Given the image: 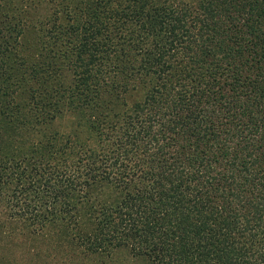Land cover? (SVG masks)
Masks as SVG:
<instances>
[{
	"label": "trees",
	"instance_id": "obj_1",
	"mask_svg": "<svg viewBox=\"0 0 264 264\" xmlns=\"http://www.w3.org/2000/svg\"><path fill=\"white\" fill-rule=\"evenodd\" d=\"M7 3L0 0V122L8 115L17 121L22 105L14 115L11 108L19 103L11 94L13 83L27 79L24 71L38 78L37 100L27 98L25 107L39 103L43 112L49 104L54 118L68 109L61 118L70 114L87 124L86 149L68 150L65 142L58 148L52 140L50 151L28 162L30 170L26 158L6 160L14 169L0 167V184L11 187L2 198L13 210L10 217L34 232L65 221V234L87 245V252L111 251L129 240L136 247V238L121 231L141 223L136 237L146 248L160 234L162 243L154 245L160 263L264 264V242L242 240L237 220L227 226L231 231L211 232L207 215L191 209L185 219H171L177 226L168 233L145 231L154 202L161 206L166 191L161 185L131 191L123 182L131 169L137 179L147 178L151 168L161 169V176L199 177L201 186L218 194L224 212L237 205L247 223L252 217L257 226L264 223V0H60L52 13L60 17L65 9L68 22L58 24L51 13L48 23L54 24L34 46L53 56L58 51L74 67L70 85L57 82L52 89L44 86L58 68L45 61L23 66L19 47L25 52L33 43L18 40L20 26L13 28L3 16ZM39 22L44 29L46 21ZM120 92L130 96L118 97ZM108 97L132 101L114 105ZM84 150L86 155L73 156ZM100 183L125 185L129 192L116 208V223L105 212L94 231L84 234L89 222L81 218V206ZM132 195L139 196L134 212ZM243 228L241 235L260 239L254 225Z\"/></svg>",
	"mask_w": 264,
	"mask_h": 264
},
{
	"label": "rangeland",
	"instance_id": "obj_2",
	"mask_svg": "<svg viewBox=\"0 0 264 264\" xmlns=\"http://www.w3.org/2000/svg\"><path fill=\"white\" fill-rule=\"evenodd\" d=\"M59 1L60 0H4V2L8 3L4 6L3 16L8 18L7 22H9V25H12L13 28L15 26H20L22 30V37L20 36L18 40L22 42L24 36L26 40L29 39L33 43L31 48L28 46L26 47L25 52L22 49L23 46L19 47V53L26 59L23 62V66H30L35 62L40 64L45 61L52 62L53 65L51 64L50 66H54L55 69L58 68V76L56 74L51 75V78L48 80L47 84H45L46 86H44L49 89L56 86L57 82H61L64 86L65 83L70 85L69 81L72 80L74 75L73 65H71L70 61L68 62L65 57L58 56V51L53 56L52 54L49 55L50 53L48 52L42 53L34 48L36 45L35 42H38L40 39L39 34L48 31L46 28L54 24L52 21L48 23V17L55 10L54 7L58 5ZM64 13H66L65 9L60 8V13H57L60 17H55L56 13H52L51 18L53 21L56 20L58 24L63 21L68 22V19L64 17ZM40 20L46 21V24H43L45 30L41 29L42 27H40V24L42 23L39 22ZM3 21L4 19L2 18L0 23ZM8 30L10 32L9 28ZM18 44L20 45L21 43ZM24 44H26V42H23V45ZM31 51H33V56L29 54ZM23 75L27 79L23 80L22 78L19 79L17 83H13V90L15 89L16 92L11 94L12 96L14 95V98L17 100L15 103H19L18 105H13L11 108L15 113L14 115H16V109L19 105H22L18 112L17 121L14 122L13 117L11 118L8 115V118L6 117L0 122L1 169L5 165L9 167V170L14 169V166L8 165L6 161L14 157L16 160H10L12 164H16V161L19 159L26 158L27 160L24 166L27 165L26 168L30 170L31 164L28 162L32 163V158L38 160L41 154L50 151L51 149L46 147V145L50 144L52 140L56 142L58 148L61 146L60 144L64 145L65 142L68 145V150L81 146L80 149H86L82 144L86 142L87 139L85 136V134H87L86 121L81 124L80 122H75L76 118L72 117L70 114H67V117H65L68 109L62 111V113L54 118L52 115H49V104L46 103L43 105V112L40 111L38 107L39 103L36 104L33 102L31 103V107H25L27 105V103H25L27 98L32 97L34 98L33 101L37 100L35 97L37 96L35 90L37 84L35 80H38V78L31 77L29 72L23 71ZM29 78H31V81ZM8 82L9 81H7V83ZM19 92L21 95H19ZM70 92L71 90L67 88L66 95ZM122 94L130 96L128 92H120L117 96L120 97ZM118 97L113 100L108 98L114 105L124 103V100L126 102L130 101V103L132 101L130 98L124 97L126 99L121 100ZM47 101L48 103L50 102L49 100ZM11 110L9 111L11 112ZM62 114H65V116L61 118ZM31 118H33L31 121H25ZM42 119L45 120V123H40ZM5 132H7V134H5ZM16 132L19 133L16 134ZM54 134H56V138ZM49 136L51 137L50 140L45 142V138ZM9 137V142L5 143V140H8ZM34 154H36V156ZM76 154L77 155L73 156L86 155L87 153L84 150L80 154ZM142 155L144 156L145 154L141 153L140 156ZM69 161L71 164L73 163L72 160ZM65 163H67V161ZM122 172L123 169L121 170V174ZM160 172L161 169L151 168L148 170L147 178L137 179V176L134 175L137 171L131 169V174L123 180V182L128 180L127 183L130 184L129 190L131 191H135L137 187L142 185L155 186L157 188L161 185L160 189L166 191L164 203L161 206L159 203L154 202L157 207L150 211L151 225H147L145 231L149 228H153L156 232L158 231V233H168L172 231V229H176L177 226H173L171 219H173L175 223L179 222L182 218L185 219L187 217L189 210L197 209L196 212H200L201 215H207L206 221L204 222L210 227H206V230H211V232L216 230L220 232L225 227L228 231H231V228L227 226H231L230 224H234L233 222L237 220L238 234L242 240L248 243L253 241L255 243L264 242V223L257 226V220L253 217L249 222L251 225L255 226L253 233L256 235L255 230L257 231V236L260 238L258 241L257 237L252 239L247 233L245 236L241 235L246 232L243 228L244 225L249 224L242 215L244 211L236 205V209H233L232 213H228L227 211L224 212L220 204L221 201L218 199V194L207 191L201 186L202 183L199 177H197V179H187L184 174L170 176L169 173L161 176ZM140 180L144 181L141 185H137ZM11 185L13 186V184ZM10 188V186L0 184V264H163L159 262L160 257H157L161 255L160 250L154 248L156 243H162L160 241V234V240H156V242L153 241V244L146 248L144 244L139 243V236L136 237V234H138L136 231L142 228L141 223H139L137 227L132 225L127 228L126 232L121 231L122 235L125 234L124 238H127V235L128 239L136 238V247L134 246L133 240H129L126 246L120 245L119 248H115L111 251L101 250L102 248H100L101 251L99 250L98 252H87V245H79L76 240H73L74 237L71 233L65 234L64 228L67 226L65 221H51L47 228L40 230L41 232H34L33 228H28L26 223H24L25 221L10 217L13 210L8 208L7 199H2L4 196H9L11 191ZM128 192L125 185L108 184V186H106V183H100L95 186L94 191L89 195V203L83 204L80 210L81 218L85 219L87 224L89 222L84 234H89L94 231L95 227L99 225V215L105 214V212H111L110 215L115 222V217L117 219L120 214L116 208L120 207L125 202L122 201V199L127 197ZM131 197H133L132 201L134 203L130 206L133 207L134 210H130V212H134L137 209L136 207H138L136 201L139 196L132 195ZM144 200L146 199H140L142 202ZM73 202L74 204H78L77 200H73ZM111 207L113 208L108 210ZM215 207H220L218 212H215ZM249 215L251 214L249 213ZM159 218L164 221L165 226L162 225L163 222ZM11 229L14 230V234H9ZM1 232H6V234H2Z\"/></svg>",
	"mask_w": 264,
	"mask_h": 264
}]
</instances>
